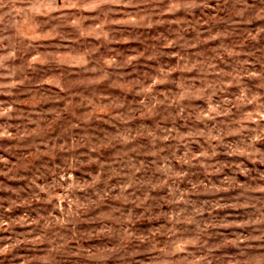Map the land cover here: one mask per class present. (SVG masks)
<instances>
[{"label":"clouds","instance_id":"9594fccd","mask_svg":"<svg viewBox=\"0 0 264 264\" xmlns=\"http://www.w3.org/2000/svg\"><path fill=\"white\" fill-rule=\"evenodd\" d=\"M0 264H264V0H0Z\"/></svg>","mask_w":264,"mask_h":264}]
</instances>
